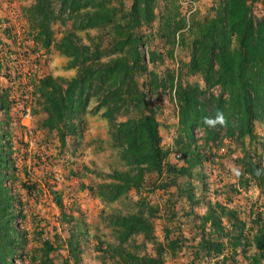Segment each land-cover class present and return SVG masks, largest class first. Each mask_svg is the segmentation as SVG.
<instances>
[{"label":"trees","instance_id":"1","mask_svg":"<svg viewBox=\"0 0 264 264\" xmlns=\"http://www.w3.org/2000/svg\"><path fill=\"white\" fill-rule=\"evenodd\" d=\"M256 4L262 7L260 17L254 13ZM180 8L179 0H132L129 6L125 0H35L24 10L35 49L53 48L67 59L65 69L75 71L70 79L47 75L32 82L36 103L45 115L38 121V128L55 131L64 144L66 136L81 135L76 119L94 102V111L101 112L113 140L122 149L119 157L129 166L126 171H112V181L98 185L97 195L102 201L115 200L131 188L138 190L145 172L162 174L169 152L159 145V125L146 98H158L173 90L178 106L177 145L184 164L165 165L169 183L158 188L173 184L193 201L191 183L180 185L178 179L190 177L194 167L200 171L203 158L194 147L195 130L200 129L205 146L222 137L239 143L243 152L237 161L245 168L242 184L256 182L264 194V137L253 130L255 122L264 124V0H214L210 16L201 21L191 14L188 20ZM60 18L72 21L73 28L56 40L52 24ZM88 30L97 33L86 45L76 32ZM185 47L189 50L186 64L175 70H154L164 64L165 57L173 58L176 49ZM192 76H199L204 88L186 81ZM214 89L218 90L216 94ZM9 108L6 92H0V110L7 113ZM127 108L137 111L138 117L116 122ZM218 112L225 117L224 125L210 127L204 123L206 118L215 119ZM3 123L0 121V264H14L17 246L24 238L20 239L13 225L17 217L14 194L3 186L9 178L4 174L9 165ZM246 137L249 149L244 143ZM226 204H208L205 215L199 216L202 237L198 247L202 254L196 252L195 259L208 257L214 264H226L222 254L227 246L234 252L241 246L246 236H242L236 211ZM113 222L119 239L112 249L113 258L123 264L157 263L153 258H138L123 247L133 234L142 233L146 240L153 238L151 222L142 210L113 218ZM224 222L241 231L229 237ZM252 240L249 244L257 254L245 259L248 264H261L262 228ZM177 244V240L170 243L171 249ZM54 250L50 242H43L41 264H51L49 254Z\"/></svg>","mask_w":264,"mask_h":264},{"label":"rangeland","instance_id":"2","mask_svg":"<svg viewBox=\"0 0 264 264\" xmlns=\"http://www.w3.org/2000/svg\"><path fill=\"white\" fill-rule=\"evenodd\" d=\"M34 1L0 0V92H6L10 107L7 113L0 110L2 128L7 131L5 149L9 165L4 169L9 178L3 186L14 194L17 217L13 225L20 232V239L24 238L23 244L17 246L14 264H41L44 260L40 258V249L44 241L55 248L49 254L51 264H123L111 256L112 249L119 244L113 218L141 210L151 222L153 240H146L142 233L133 234L123 245L127 252L138 258L156 259V264H214L208 257L195 259L196 252L202 254L198 247L202 237L199 216L205 215L208 204L226 202L236 211L242 231L224 222L225 233L230 237L241 231L246 237L236 252L227 246L222 256H226V264H248L245 257L257 254L249 241H253L260 228L264 231V194L256 182L242 184L245 168L237 161L243 152L239 143L222 137L205 146L202 130L196 129L194 147L203 158L200 171L194 167L190 177L178 179L180 185L191 183L193 201L173 184L158 188L169 183L165 165L184 164L177 157L180 137L174 90L158 98H146L159 125V145L169 152L162 174L145 172L138 190L131 188L110 202L99 198L98 185L112 181L109 178L112 171H126L129 166L119 157L122 149L113 140L107 121L101 112L94 111L95 103L91 102L76 119L81 135L66 136L64 144L55 131L38 128V121L45 115L36 103L32 82L37 83L47 75L70 79L75 71L65 69L67 59L53 48L35 49L24 14ZM131 1L125 0V5L129 6ZM179 3L185 18L189 20L193 15L201 21L210 16L214 0H179ZM254 13L258 17L262 15L261 5L254 6ZM72 28V21L66 18L52 24L56 40ZM96 33V30L76 32L80 42L86 45ZM188 55V47L176 49L173 58L165 57L164 64L154 70L157 73L167 67L175 70L189 61ZM186 81L204 88L199 76L188 77ZM213 92L216 94L218 90ZM128 117L137 118L138 112L127 108L116 117V122ZM253 130L258 137H264L263 123L255 122ZM244 143L249 149V138ZM175 240L178 244L171 249L170 243Z\"/></svg>","mask_w":264,"mask_h":264},{"label":"clouds","instance_id":"3","mask_svg":"<svg viewBox=\"0 0 264 264\" xmlns=\"http://www.w3.org/2000/svg\"><path fill=\"white\" fill-rule=\"evenodd\" d=\"M204 123L210 127H215L216 125H224L226 123L223 113H217L215 119H205Z\"/></svg>","mask_w":264,"mask_h":264},{"label":"built area","instance_id":"4","mask_svg":"<svg viewBox=\"0 0 264 264\" xmlns=\"http://www.w3.org/2000/svg\"><path fill=\"white\" fill-rule=\"evenodd\" d=\"M177 157H179V155Z\"/></svg>","mask_w":264,"mask_h":264}]
</instances>
